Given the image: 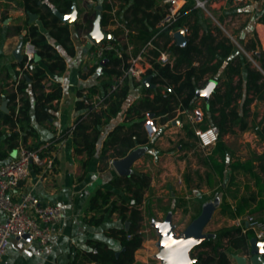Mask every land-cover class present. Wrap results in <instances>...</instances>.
<instances>
[{
    "label": "trees",
    "instance_id": "16d2710c",
    "mask_svg": "<svg viewBox=\"0 0 264 264\" xmlns=\"http://www.w3.org/2000/svg\"><path fill=\"white\" fill-rule=\"evenodd\" d=\"M77 1L22 0L26 13L36 14L47 33L35 23L16 28L17 33L25 30V42L31 40L37 51L28 68H25V58L19 62V75L22 76L14 82V89L6 94L9 112L5 113L3 124L8 130L0 129V161L14 156L20 146L32 148V145L27 144L28 137L34 136L35 131L32 127V107L37 123L54 117L55 102L63 97V86L59 80L49 84L46 81L49 73L55 76L64 73L67 60L49 41L48 36L56 40L68 55L76 54L71 27L64 23L57 12L69 13ZM96 1L103 6V25L108 24L109 15L115 11L119 25L109 30L114 38L105 40L117 44L122 56L114 50L106 51L105 64L94 65L91 69L95 72L100 67L102 75L105 76L102 84L93 85L87 93L84 90L78 92L76 107L81 113L75 122L73 141L76 153L87 156L83 166L86 167L96 154L102 126L121 111L132 88L142 86L144 96L126 109L123 122L116 125L106 138L101 162L108 166L111 161L125 157L133 149L147 145L150 138L144 122L150 113L154 114L155 120L162 126L179 120L183 123L187 136L195 141H198L197 127L216 126L220 131V138L209 156L210 166L221 181L226 179L228 168L233 171H246L254 179L260 198L253 207L250 196L243 195L235 205L224 196L220 205L221 213L237 218L247 211L256 213L263 210L264 152L245 161L232 162L227 158V145L223 139L236 126L242 130L248 129L247 117L255 100L264 104V50L257 32L254 30L253 36L237 39L244 50L257 60L260 68L253 67L246 55L238 50L232 40L235 34H226L222 28L230 15L234 19L240 12L222 10V14L217 16L218 25L193 0H186L181 9L180 21L173 28L162 30L158 24L166 13L167 5L164 0H119L118 6L110 0ZM257 1H262V6L256 11L254 20L264 24V0ZM247 24L243 27L248 26ZM184 28L188 31L187 44L180 46L174 33ZM124 33H127L129 43L133 45L132 52L117 43L120 35ZM155 36L157 37L153 39ZM152 39L156 48L150 50L151 56L148 59L152 67L147 70L146 76H152L151 82L156 85V89H147L143 81L127 77L120 88L110 92L112 83L129 66L131 55H136ZM168 45V50L175 58L173 63L162 64L157 60L160 53L158 49L166 50ZM211 79L221 82V86L216 87L211 97L204 99L203 105L198 108L201 99L198 90L204 88ZM29 90L33 93L34 101ZM96 94L106 98L99 109L90 111V101ZM195 109H199L202 114L193 122L188 114ZM259 132L264 137V121ZM151 183L150 174L133 171L128 176H117L112 181L115 188L125 191V196L112 190H98L91 199L90 211L100 213V216H91L88 222L99 225L105 213L111 210V213L118 212L125 224L130 223L129 229L126 230L124 225L121 229L113 228L108 232L109 236L120 240L119 249L90 239L87 242L90 249H76L69 264H140L136 262V253L144 244L141 231L142 207L147 201L146 193L151 188ZM249 187L248 185L247 188ZM196 198L200 204L193 219L203 212L209 199L204 194ZM254 237L255 232L251 229L243 232L238 226L222 227L215 232V236L197 244L191 250L190 256L195 260L193 264H230L233 254H251L250 241Z\"/></svg>",
    "mask_w": 264,
    "mask_h": 264
},
{
    "label": "crops",
    "instance_id": "0c3cea01",
    "mask_svg": "<svg viewBox=\"0 0 264 264\" xmlns=\"http://www.w3.org/2000/svg\"><path fill=\"white\" fill-rule=\"evenodd\" d=\"M177 2L182 9L186 0H177ZM75 3L77 4V2ZM88 6L89 8H92L93 4L91 1ZM261 6L262 1L257 0H208V8L211 10H226L230 13L235 11L240 12L234 19H241L243 24L248 23L247 25L251 26L252 29L257 32L264 50V24L257 23L254 20L256 11L259 10ZM231 18L232 17L229 16L226 19V22ZM31 23L39 25L40 29L44 33H47V30L41 26V21L38 18H36L34 22H30V15L26 13L22 5V0H0L1 130H8L7 126L3 124V118L6 112L1 109V106L4 100H7L6 94L14 89V82L18 77L20 78L21 75H19L20 61L14 56V50L19 43L21 34H23L25 30H23L22 33H17L16 28L19 26L24 27ZM184 29L187 30L186 28ZM48 39L53 45H55V47H57L60 54L64 55L67 60L66 71L60 76H55L54 74L49 73L46 81L47 84H49L52 81L59 80L63 86V97L59 102H55L56 109L54 110V117L43 123L36 122L32 107V127L35 131L34 136L30 135L28 137L27 144L32 145V147L48 145L47 153L54 156L55 164L54 168L47 172H43L40 168L33 167L29 178L22 184L21 190L31 189L42 202L63 206L64 217L60 224V231L50 240L47 246L43 248L40 247L38 242L32 238H13L7 253L2 257L0 264H69L76 249H90L87 244L90 239L102 241L109 247L115 249L121 247V242L118 238L108 235V232L111 229H121L125 225L118 212L111 213V210H108L105 213L103 221L99 225L90 224L88 218L94 215L100 216V213L90 211L91 199L96 195L98 190H112L116 194L123 196L126 195L125 191L113 186L112 181L117 176L121 175L115 169L113 161H111L108 166H105V164L101 162V153L104 147V142L109 133L116 125L123 122L126 109L133 102L144 96L143 88L142 86L133 87L121 111L117 116L111 119V121L102 126L99 141L97 143L96 154L90 159L86 167L83 166V162L87 159V156L85 154L76 153L73 141V129L75 122L81 113L76 107L77 100L79 99L78 92L84 90V93H87L88 89L93 85H101L105 76L102 75L100 69H96L95 72L91 71L94 65L90 61L89 53L91 49L86 51L87 43L84 46H80L73 39L76 54L70 56L56 40L52 39L50 36H48ZM58 46L63 50H60ZM172 58L174 60L175 57L172 55ZM153 88L156 89V86ZM28 92L32 101H34L32 91L29 90ZM97 95L99 94H96L95 96ZM8 104L9 102L7 100V106ZM196 112L199 113L200 110L198 109ZM163 126V132L160 131L156 137L150 139V142L147 145L139 146L146 148L145 152L135 160L131 168L133 171H144L152 176L150 189L161 186V196H164L166 195L164 194V186L167 185L171 195L176 197L179 188L185 190V192L192 189L194 184L192 177H190L189 174H186L184 179L181 174H183V171H185L187 167L189 171L196 170L197 159L196 156L193 155L194 151L192 147L199 146V143L197 139L195 141L187 136V132L183 128L182 122L179 125L174 124L173 121H171V123L169 122ZM228 134L229 133L223 137L227 145L226 153L228 160L232 162L237 160H247L234 158L233 149H230L226 139ZM179 139H183L184 142L189 143L191 147L186 149L183 148L182 144L177 145ZM1 140L2 137L0 136V142ZM215 146L207 150L209 151V154L206 164L210 170H212V175H214L219 182H222V185H226L227 179L229 181L233 180L238 172L249 174L244 170L233 171L228 168L226 179L221 181L218 174L210 166L209 162V156ZM263 152L264 148L258 152V155ZM149 155L153 156L154 160H159L158 163L161 169L158 175V180L155 173L153 174L152 171L147 168L151 165V160H147L145 157ZM11 158L12 156H9L0 161V164ZM179 176L183 179L182 185L179 184L180 186L177 184ZM205 178L206 184H208V176H205ZM174 179L177 180L176 183H172ZM252 180L254 185V179L252 178ZM254 188L256 189L257 198L255 202L252 201L253 207L257 205L260 199L255 185ZM148 191L146 196L149 195ZM195 194L196 196L204 194L208 197L207 193L202 191H197ZM223 195H226L227 197H225L227 200L233 205H235L238 199L243 195L250 196L245 193L239 196V198L234 197V200L232 201L230 200V196L227 194ZM231 195L235 196V194ZM114 197L116 196H113V198ZM254 214H259L261 218H264V209ZM220 217L219 220L214 222L213 228H207L209 232H207L205 228L204 233L215 234V232L222 227H229L233 224V226H236L234 223L235 218L225 217L222 213ZM143 246L136 253V262L147 264L148 261L139 254ZM235 255L245 256V254L231 255L230 264H238ZM190 260L191 264L195 261L191 256Z\"/></svg>",
    "mask_w": 264,
    "mask_h": 264
},
{
    "label": "rangeland",
    "instance_id": "374dc122",
    "mask_svg": "<svg viewBox=\"0 0 264 264\" xmlns=\"http://www.w3.org/2000/svg\"><path fill=\"white\" fill-rule=\"evenodd\" d=\"M110 1L114 2L115 6H118L120 4L119 0H110ZM193 2L196 3V0H193ZM89 3H90L89 0L77 1V9H78L77 19L73 23H70L73 39L80 46H84L86 43L89 42L90 39L88 35L94 29L95 20L97 17V11H98L96 8V6L98 5L97 1L96 0L92 1L93 4L92 8H89L88 6ZM199 8H201V10L204 12V14L207 17L212 18L214 24L219 25L217 16L221 15L222 11L209 9L208 4L205 7H199ZM102 15H103V10H102ZM230 17L232 16L230 15ZM225 24L222 25V28H224L226 34H230V35H232L233 33L235 34L232 37V40L234 44L237 46L238 50H240L246 55L247 59L252 63L253 67L260 68L257 60L254 59L252 54L244 50L242 44L239 43L237 39L238 37L243 39L244 37L253 36L254 30L252 29V27L251 26L243 27L244 24L241 19L235 20L231 18ZM118 25L119 22L114 11L108 17V24L106 25L102 24V30L105 33H107L109 32V30L117 28ZM186 33H188V31ZM129 42L130 41L128 40L127 33H124L120 35L117 43L121 47L126 46L128 48V51L132 52L133 45ZM58 47L60 50H63L60 46ZM169 47L170 45L167 46V50ZM90 61L93 64V60L91 59V57H90ZM99 69L100 67L98 68V70ZM219 86H221V82H217L216 87ZM203 100L204 97L201 96V99L199 100L200 103H198L199 105L197 106L198 108H201V106L203 105ZM196 111H198V109L197 110L195 109L190 112V114L194 118L192 119L193 122H196L197 118L200 116V114ZM156 121L160 127V131L163 132L164 126H162L158 122V120ZM263 121H264V104L262 101L255 100L250 106V112L247 117L248 129L242 130L239 126H236L234 127V130L230 131L228 136L226 137L230 149H233L234 158L248 159L256 154H259L258 152L263 150L264 137H262L259 132ZM197 129H202V127H197ZM179 144H182L183 148L186 149L191 147L190 144L185 143L183 139L178 140L177 145ZM192 149L194 151L193 155L196 156L197 159L196 161L197 168L196 170L189 171L187 167V169L183 171V174H181L183 175L184 179L186 174H189L190 177H192L194 183L192 189L190 191L187 190L185 192V190L179 188L177 191L178 195L176 197H173L170 193V190H168V186L165 185L166 187L164 186L165 188L164 194L166 195L161 196V186H160L158 188L153 187L152 189H149L148 191L149 195L146 196L147 201L145 202V205L142 207L143 220L141 223V231L144 236V246L139 254L148 261L147 264L161 263V260L157 257L161 251V248L159 246L160 232L157 229L156 223L164 222L166 218L170 216L171 223L173 225V233L176 236H179L194 220L193 216L196 213L197 208L199 207L200 204L195 194L197 191H202L207 193V196L209 197L206 204L207 206L210 205L215 206L212 212V216L209 220V223H207V225L205 226L207 232H209L207 228H213L214 222H216L221 218L220 205L222 204L223 197L226 196L223 194H227L228 196H230V200L232 201L234 200V197L239 198V196L245 193L251 196L253 202H255L257 198L256 189L254 188L252 177L249 174H246L244 172H240V173L238 172L233 180L229 181L227 179L226 185H222V182H219L217 178L214 175H212V170H210V168L206 164L208 160L207 157L209 151L202 149L200 146H194L192 147ZM145 158L147 160H151V165L147 168L151 170L153 174L155 173V176L158 180V175L161 169L158 163L159 160L156 159L154 160V157L150 155ZM205 176H208L209 179L208 184H206ZM176 182H177L176 179L172 181V183H176ZM177 184L178 186H180L178 182ZM247 185L250 186L249 189L247 188L248 187ZM231 194H235V196H232ZM248 213L250 212L247 211L245 214ZM257 215L260 217L259 214Z\"/></svg>",
    "mask_w": 264,
    "mask_h": 264
},
{
    "label": "built area",
    "instance_id": "2783aa9c",
    "mask_svg": "<svg viewBox=\"0 0 264 264\" xmlns=\"http://www.w3.org/2000/svg\"><path fill=\"white\" fill-rule=\"evenodd\" d=\"M164 1L167 5L166 13L158 24L162 30L173 28L181 18V6L178 5L177 0ZM207 4L208 0H196L197 7H205ZM153 39L144 45L136 55H131L128 61L129 66L112 83L110 92L120 88L127 77L143 81L147 70L152 67L148 57L150 50L156 48ZM92 48L94 50H90V57L93 60V65L101 64L106 51L114 50L122 56L117 45L110 41L103 40L94 44ZM158 50L160 51L157 57L158 62L173 63L169 50ZM36 51L37 47L31 40L24 42L25 68H28ZM105 98L101 95L95 96L90 101L92 107L89 110L99 109ZM199 114L201 113L199 112ZM188 116L191 120L194 119L190 113ZM144 127L150 139L160 133V127L154 116H147ZM196 134L199 146L204 150L214 147L220 138V131L216 126L197 129ZM47 149L48 145L32 148L20 146L11 159L0 164V261L7 253L13 238L25 239L27 234H31L32 239H35L43 248L60 231V224L64 217L63 206L42 202L31 189L21 190L22 184L29 178L33 167L40 168L43 172L54 168L55 158L52 154L47 153ZM178 183L180 185L183 183L181 176L178 177ZM234 223L241 227L243 232L251 229L259 240H264V218L254 213H248L235 218ZM245 256L248 260L247 264H252L251 254H245Z\"/></svg>",
    "mask_w": 264,
    "mask_h": 264
},
{
    "label": "water",
    "instance_id": "95a60500",
    "mask_svg": "<svg viewBox=\"0 0 264 264\" xmlns=\"http://www.w3.org/2000/svg\"><path fill=\"white\" fill-rule=\"evenodd\" d=\"M97 17L94 24V29L89 33V42L87 43V49H91L94 44H97L105 39L114 38V35L107 32L105 33L102 30V10L103 6L97 5ZM78 9L77 4L74 3L72 7V11L70 13L57 12V15L65 22V23H73L77 19ZM30 22H34L37 18L36 14L29 13ZM24 34H21L19 43L14 50V56L22 61L24 59L23 48H24ZM177 44L180 46H184L187 44L186 30L180 29L174 34ZM106 59H103L101 65H104ZM30 80V79H29ZM152 76L148 75L143 79V85L147 89H151L156 85L151 82ZM217 85V81L211 79L208 84L198 90V95L203 96L205 100H208L213 94ZM1 109L8 113L9 108L7 106V100L5 99ZM149 116H154L153 113H150ZM174 124H181L179 120H174ZM144 147H138L129 152L125 157L114 160L113 165L117 172L121 176L130 175L132 170V165L136 159H138L145 152ZM214 205L206 206L203 212L192 221V223L180 234L176 236L173 233V225L171 223V217L168 216L164 222L156 223L157 229L160 232V240L159 246L161 248L160 253L158 254V258L161 260L160 264H191L190 260V252L191 250L199 244L201 241L208 237L215 236L212 233H204L205 226L209 222L212 212L214 209ZM130 226L129 222H126L125 229L128 230ZM24 238L31 239L32 235L27 234ZM250 253H251V263L252 264H264V240H259L257 237H254L250 241ZM235 258L238 264H247L248 260L246 256L243 255H235Z\"/></svg>",
    "mask_w": 264,
    "mask_h": 264
},
{
    "label": "flooded vegetation",
    "instance_id": "af4514ba",
    "mask_svg": "<svg viewBox=\"0 0 264 264\" xmlns=\"http://www.w3.org/2000/svg\"><path fill=\"white\" fill-rule=\"evenodd\" d=\"M71 11H72V10H71ZM71 11H70V12H71ZM70 12H69V13H70Z\"/></svg>",
    "mask_w": 264,
    "mask_h": 264
}]
</instances>
